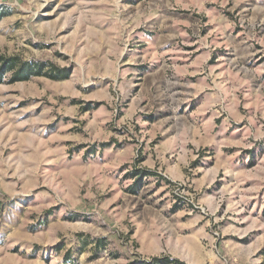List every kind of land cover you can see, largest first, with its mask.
Listing matches in <instances>:
<instances>
[{
    "label": "rangeland",
    "instance_id": "obj_1",
    "mask_svg": "<svg viewBox=\"0 0 264 264\" xmlns=\"http://www.w3.org/2000/svg\"><path fill=\"white\" fill-rule=\"evenodd\" d=\"M13 57L0 264H264V0H0Z\"/></svg>",
    "mask_w": 264,
    "mask_h": 264
},
{
    "label": "trees",
    "instance_id": "obj_2",
    "mask_svg": "<svg viewBox=\"0 0 264 264\" xmlns=\"http://www.w3.org/2000/svg\"><path fill=\"white\" fill-rule=\"evenodd\" d=\"M11 74L9 82H25L35 76H48L53 80H64L67 79L70 73L64 69H58L55 66L48 63H39L32 61H21L18 58L3 59L0 58V82L6 76ZM134 185L130 188V192L137 193L139 184L143 182V179L151 176L148 171H138L134 173ZM134 264H139L137 261ZM142 264V263H140ZM147 264H184L177 260H171L168 257L155 258L152 263Z\"/></svg>",
    "mask_w": 264,
    "mask_h": 264
}]
</instances>
